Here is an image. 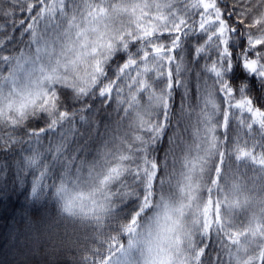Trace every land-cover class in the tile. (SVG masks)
I'll list each match as a JSON object with an SVG mask.
<instances>
[{
    "label": "trees",
    "instance_id": "16d2710c",
    "mask_svg": "<svg viewBox=\"0 0 264 264\" xmlns=\"http://www.w3.org/2000/svg\"><path fill=\"white\" fill-rule=\"evenodd\" d=\"M211 3L21 0L25 10L36 5L24 17L32 31L23 38L11 25L0 32V103L7 104L0 111V137L14 136L17 149L27 147L26 131L36 123L31 105L40 96L21 103L13 95L26 59L57 38L62 51L74 45L78 57L49 85L62 89L61 105L75 113V136L88 151L77 156V165L86 163L58 169L36 195L29 185L27 200L19 195L22 185L0 180V264H114L138 233L155 227L163 192L172 191L200 135L205 172L172 263L264 264V88L258 84L249 103L231 91L246 81L229 86L206 71L210 57L216 58L209 43L215 36ZM244 4L253 13L243 19L245 28L264 38V0ZM0 23L8 21L0 17ZM91 28L96 31L84 47L70 41ZM102 66L116 72L104 82L115 89L107 108L92 94ZM172 81L179 87L169 100ZM78 89L88 94L78 95ZM86 105L93 111L81 124ZM20 106L27 109L23 117Z\"/></svg>",
    "mask_w": 264,
    "mask_h": 264
},
{
    "label": "snow or ice",
    "instance_id": "6c2138e0",
    "mask_svg": "<svg viewBox=\"0 0 264 264\" xmlns=\"http://www.w3.org/2000/svg\"><path fill=\"white\" fill-rule=\"evenodd\" d=\"M35 7L36 5H31L25 10L21 7V0H4L0 4V17L6 18L8 23H0V32L7 30L11 25V31L15 33L19 30L21 38L28 35L32 31V25L27 23L24 17H31ZM247 8L248 5L244 4V0L232 4L228 0H212L209 11L213 20L210 24L214 25L212 30L215 36L209 43L215 48L216 58L210 57L206 71L216 79L227 81L229 86L235 85L238 81H246V84H241L239 88H232L231 91L233 94L238 92L241 98L248 97L250 103V93L257 88V85L264 88V38L254 36L245 28L243 19L251 18L253 15L252 12L247 11ZM217 15L219 19H215ZM25 25H27V31ZM161 35L166 36L168 33ZM8 39L11 40L12 37L9 36ZM176 51V48L172 49L173 55ZM4 59L8 57L5 56ZM25 70L29 75L33 72L39 73V83L42 88L40 103L31 105L36 123L26 131L24 144L27 147L17 149L16 145L20 141L14 136L0 137V180H5L7 177L13 184L22 185L23 190L19 192V195L27 200L29 185L32 187L33 195H36L37 188L42 190L46 180L58 169L69 170L77 165L79 152L81 150L87 152L88 148L79 147V138L75 136V113L70 112L67 106L61 105L62 89H58L55 83L49 85L50 77L45 74L43 65L34 69L25 63L21 71ZM115 74V70L108 72L103 66L101 72L97 74L100 82L93 88L92 94L104 108L111 106L115 92L114 88L105 87L104 82L111 83V77ZM178 87L175 81L170 83L168 91L173 95L169 97V100L174 98L175 89ZM77 92L81 96L88 94L85 89H78ZM92 111V105H86L80 109L81 124L87 123V114ZM19 114L23 117L27 114V109L22 107L19 109ZM259 114L258 112L257 115ZM70 121L72 126L67 127ZM10 126L17 125L13 123ZM73 143L77 144L75 149ZM84 163L86 161H80L77 166H82ZM6 198L11 200V197ZM22 207L25 212L29 210V205L26 203ZM4 212L7 219V206ZM15 218V216L12 217L13 220Z\"/></svg>",
    "mask_w": 264,
    "mask_h": 264
},
{
    "label": "rangeland",
    "instance_id": "374dc122",
    "mask_svg": "<svg viewBox=\"0 0 264 264\" xmlns=\"http://www.w3.org/2000/svg\"><path fill=\"white\" fill-rule=\"evenodd\" d=\"M215 19H219L218 15ZM211 20H213L212 14L208 17V21ZM88 31V33H82L81 37L75 35L74 38H70V36V41L82 44L84 47L89 42V35H93L96 30L91 28ZM84 34L86 36L83 37ZM58 44L57 38L45 41L37 46L35 52L26 59L25 63L34 69L43 65L45 74L50 78L62 69H69L78 57V52H72L74 45L71 46V51L66 46L65 51H62L61 45ZM80 47L76 46V50ZM41 91L39 73L33 72L29 75L25 70L23 80H20L13 98L21 103L24 100L31 102L35 97L40 96ZM6 105V103L3 105L0 103L1 112L3 107H7ZM21 108L20 106L19 109ZM202 140V135L197 137L193 145V154L189 153L190 148L187 150L188 153L186 152L183 161L185 170L178 175L172 191L163 192L162 206L157 221L154 223L155 227L138 233L137 238L124 251L123 257L116 260L114 264H173L172 262L177 261L181 249L182 229L186 224L183 220L188 210L194 207L201 175L205 172L204 156L198 152ZM233 257L236 256L233 255Z\"/></svg>",
    "mask_w": 264,
    "mask_h": 264
}]
</instances>
